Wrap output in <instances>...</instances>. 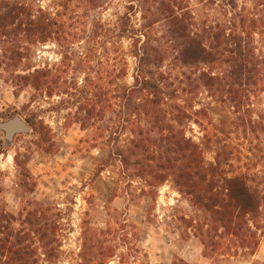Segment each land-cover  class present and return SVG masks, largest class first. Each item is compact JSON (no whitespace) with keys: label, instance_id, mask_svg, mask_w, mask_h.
I'll return each instance as SVG.
<instances>
[{"label":"rangeland","instance_id":"obj_1","mask_svg":"<svg viewBox=\"0 0 264 264\" xmlns=\"http://www.w3.org/2000/svg\"><path fill=\"white\" fill-rule=\"evenodd\" d=\"M92 1L91 7L75 9L71 15L67 43L54 36L49 42L28 45L31 53L16 62L17 67L0 70V122L21 117L31 128L12 143L0 131V214H12L20 228L33 210L49 209L47 217L59 222L62 247L55 261L41 264H80L84 232L88 228L106 230L114 210L120 212L121 222L140 230L134 242L139 260L124 264H174L179 260L186 264H264V223L254 255L207 257L191 227L205 217L204 212L180 193L173 179L157 184L134 168L126 170L116 155L135 139L127 120L149 126L159 141V129L169 131L170 126L198 144L208 163L221 154L229 162L240 158L243 164H251L264 186V124H238L227 88L216 93L199 86L202 73H219L222 66L184 65L178 57L180 47L172 46L167 38L168 14L155 9L158 5L147 6L151 12L145 13L148 18L144 20L141 0ZM56 3L41 0L40 6L51 10ZM217 5L215 0H177L176 6L194 17L193 32L205 37H211L215 21L230 19L241 26L245 22L247 28L256 30L255 44L264 51V0L239 1L238 9L227 18L217 13ZM125 15L154 40L143 68L161 89L154 118L147 121L143 115L147 109L140 105L153 97L136 93L127 100V109L121 99V88L135 84L140 64L136 47L142 54L146 41L145 35L138 42L122 35ZM31 70L49 72L52 83L38 91L29 82L13 83L16 74ZM248 97L246 119H258L264 111V92H250ZM203 110L208 117L196 115ZM204 118L216 124L199 125ZM224 144L229 149L224 151ZM261 217L264 222V207ZM124 252L126 245L117 256ZM110 264L122 263L116 257Z\"/></svg>","mask_w":264,"mask_h":264},{"label":"trees","instance_id":"obj_2","mask_svg":"<svg viewBox=\"0 0 264 264\" xmlns=\"http://www.w3.org/2000/svg\"><path fill=\"white\" fill-rule=\"evenodd\" d=\"M239 1L246 0H215L218 3L215 10L227 18L238 9ZM40 2L0 0V70L4 66L17 67L16 62H22L31 53L28 45L49 42L54 36L58 37L56 41L67 43L66 33L74 10L93 5L92 0H56L54 8L48 10L41 7ZM151 3L159 6L155 9H163L168 14L165 16L170 24L167 38L172 46H177L178 50L180 47L178 57L184 65L206 63L222 66L219 73H202L197 80L199 86L216 93L227 88L238 124H264V111L255 120H248L245 116V111L249 110H245V100L250 99L248 94L264 92V51L260 52L255 44L256 30L247 28L245 22L241 26L230 19L218 20L211 27V37L201 36L193 32L196 28L194 17L189 13L183 14V9L176 6L177 0H141L139 9L144 20L148 18L145 13L151 12L147 9ZM128 9L134 10L135 7L129 6ZM121 27L122 35L136 42L141 35L146 38L142 54L136 47L135 54L140 64L135 84L121 88V99L125 100L123 108L127 109V100L136 93L146 92L153 97L152 101L140 105L142 109H147L143 114L147 121L154 118L161 89L155 80L145 75L143 68L154 40L149 34H142L143 31L132 24L129 15L122 19ZM40 74H43L42 77ZM50 78L49 72L31 70L26 75L16 74L13 83L29 82L38 91L41 86L52 83ZM57 82L60 84L62 80ZM63 84L68 92L67 83ZM206 113L204 110L197 111L196 115L208 117ZM127 123L134 129L135 139L119 149L116 154L119 162L126 170L134 168L141 176L151 177L157 184L173 179L180 193L188 196L192 204L204 212L205 217L191 227L201 240L205 255L213 258L234 257L240 253L254 255L261 242L260 232L264 223L261 217L264 188H261V178L253 172L251 164H243L240 158L229 162L221 154L216 156L214 163H208L198 144L170 126L169 131L159 129L162 135L159 141L152 137L155 130L149 126L144 127L135 119L127 120ZM198 123L216 124L206 118ZM166 131L169 135L164 133ZM205 131L209 134L211 130L207 127ZM223 148L225 151L229 145L224 144ZM99 171H103V166ZM48 211L45 208L33 210L20 228L16 227L17 220L12 214H0V264H41L43 261L53 262L59 257L62 247L58 234L60 225L47 217ZM119 213L117 210L109 213L110 222L106 230L88 228L84 232L80 264H110L116 257L122 264L139 260L140 252L134 242L139 240L140 230L126 221L121 222ZM125 245L127 252L117 256ZM174 264L186 263L179 260Z\"/></svg>","mask_w":264,"mask_h":264},{"label":"water","instance_id":"obj_3","mask_svg":"<svg viewBox=\"0 0 264 264\" xmlns=\"http://www.w3.org/2000/svg\"><path fill=\"white\" fill-rule=\"evenodd\" d=\"M0 131L6 135L9 143H12L17 135L28 134L31 128L21 117H15L6 122H0Z\"/></svg>","mask_w":264,"mask_h":264}]
</instances>
